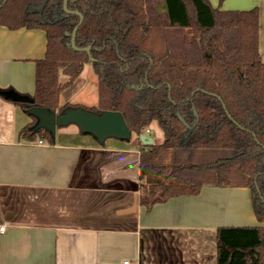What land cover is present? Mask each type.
<instances>
[{"label":"trees","instance_id":"1","mask_svg":"<svg viewBox=\"0 0 264 264\" xmlns=\"http://www.w3.org/2000/svg\"><path fill=\"white\" fill-rule=\"evenodd\" d=\"M0 0V25L42 29L46 52L35 61L30 103L61 112L60 92L90 63L97 78L94 112L119 111L140 142L139 202L149 208L197 194L205 184L245 186L264 221V62L258 52V10H221L209 0ZM67 75L64 82L59 75ZM19 135L52 142L34 129ZM156 122L161 142L139 135ZM81 133V132H80ZM83 134V133H82ZM95 138V137H94ZM96 139V138H95ZM97 141V139H96ZM99 143V142H98ZM100 144V143H99ZM103 144V143H102ZM216 264H264V226H220Z\"/></svg>","mask_w":264,"mask_h":264},{"label":"crops","instance_id":"2","mask_svg":"<svg viewBox=\"0 0 264 264\" xmlns=\"http://www.w3.org/2000/svg\"><path fill=\"white\" fill-rule=\"evenodd\" d=\"M209 2L257 8L264 62V0ZM45 52L44 30L0 25V91L31 95L35 61ZM62 91L59 104H70ZM32 120L0 95V264H216L218 227L264 226L245 186L205 184L147 208L139 202L135 136L99 144L60 126L52 142L24 139L19 131Z\"/></svg>","mask_w":264,"mask_h":264},{"label":"water","instance_id":"3","mask_svg":"<svg viewBox=\"0 0 264 264\" xmlns=\"http://www.w3.org/2000/svg\"><path fill=\"white\" fill-rule=\"evenodd\" d=\"M62 6L65 13H75L79 16V20L71 32V47L75 50L89 53V46L78 48L75 45L76 31L82 23L83 15L77 10H69L67 0H63ZM3 94L20 102L30 103L32 101L27 96L11 91H4ZM28 113L36 118L35 130L44 128L52 134L55 133L57 127L74 123L81 133L95 137L100 144L104 143L108 138L130 140L132 136L131 131L119 111L103 110L101 112H94L78 105L69 106L61 112H57L56 110H49L46 107L31 106L28 109ZM139 139L145 146L153 144V138L145 132L139 135ZM134 205H136V202Z\"/></svg>","mask_w":264,"mask_h":264},{"label":"rangeland","instance_id":"4","mask_svg":"<svg viewBox=\"0 0 264 264\" xmlns=\"http://www.w3.org/2000/svg\"><path fill=\"white\" fill-rule=\"evenodd\" d=\"M67 78V75L60 73L59 81L61 83ZM67 97H69L70 104H79L83 107H90L97 104V78L90 63L84 64L81 74L70 85L63 89L61 98L64 99ZM62 127L67 131L77 129V126L74 123H69ZM145 133H153V139L156 143L163 140L162 130L155 121L149 125L145 130ZM133 136L135 135L132 134V137ZM69 139L73 138L70 137ZM108 139L114 140L115 138Z\"/></svg>","mask_w":264,"mask_h":264},{"label":"built area","instance_id":"5","mask_svg":"<svg viewBox=\"0 0 264 264\" xmlns=\"http://www.w3.org/2000/svg\"><path fill=\"white\" fill-rule=\"evenodd\" d=\"M42 142V140H39V143H41ZM4 231V226L3 225H1L0 226V232H3ZM123 264H131V263H129V261H123Z\"/></svg>","mask_w":264,"mask_h":264}]
</instances>
